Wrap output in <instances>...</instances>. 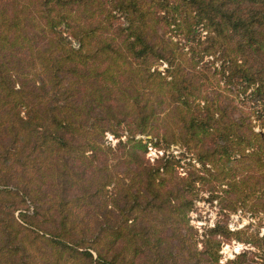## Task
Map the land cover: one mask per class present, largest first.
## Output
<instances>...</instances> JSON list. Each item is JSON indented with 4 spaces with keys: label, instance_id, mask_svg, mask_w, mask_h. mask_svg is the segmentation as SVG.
Returning <instances> with one entry per match:
<instances>
[{
    "label": "trees",
    "instance_id": "16d2710c",
    "mask_svg": "<svg viewBox=\"0 0 264 264\" xmlns=\"http://www.w3.org/2000/svg\"><path fill=\"white\" fill-rule=\"evenodd\" d=\"M262 228L264 0H0V264H264Z\"/></svg>",
    "mask_w": 264,
    "mask_h": 264
},
{
    "label": "rangeland",
    "instance_id": "374dc122",
    "mask_svg": "<svg viewBox=\"0 0 264 264\" xmlns=\"http://www.w3.org/2000/svg\"><path fill=\"white\" fill-rule=\"evenodd\" d=\"M107 140L111 141L113 145L117 143L111 136H107ZM173 153L175 155L180 154L179 148H172L169 153ZM162 155V151L158 148H150L148 157L150 160H154L157 156ZM196 210L194 213L191 214V224L195 226V228L200 230V233L203 229L207 227H213L217 224V222L221 221L222 225L228 226L230 230H240L250 227L249 231L256 230V222L257 220L251 219L249 215L243 214H235L231 215L230 217L222 218L218 213V209L215 207H211L209 204L204 202L197 203ZM261 234H264V228L260 230ZM254 251L253 248L249 247L248 245L239 244L235 241L231 243L223 244L222 246V260L221 262L224 263L228 259H233L237 254H240L244 251Z\"/></svg>",
    "mask_w": 264,
    "mask_h": 264
}]
</instances>
